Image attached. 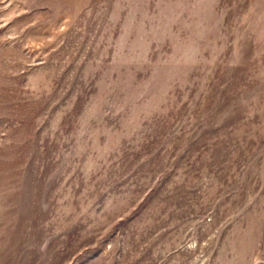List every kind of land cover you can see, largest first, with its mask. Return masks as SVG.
Returning a JSON list of instances; mask_svg holds the SVG:
<instances>
[{"label": "rangeland", "instance_id": "obj_1", "mask_svg": "<svg viewBox=\"0 0 264 264\" xmlns=\"http://www.w3.org/2000/svg\"><path fill=\"white\" fill-rule=\"evenodd\" d=\"M0 264H264V0H0Z\"/></svg>", "mask_w": 264, "mask_h": 264}]
</instances>
